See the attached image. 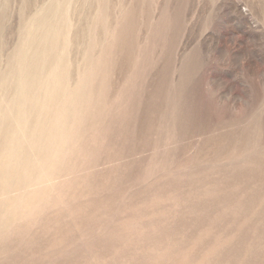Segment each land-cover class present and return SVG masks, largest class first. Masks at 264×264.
<instances>
[{
    "label": "rangeland",
    "instance_id": "obj_1",
    "mask_svg": "<svg viewBox=\"0 0 264 264\" xmlns=\"http://www.w3.org/2000/svg\"><path fill=\"white\" fill-rule=\"evenodd\" d=\"M53 1L0 0V72ZM84 1L67 0L72 86L86 54L95 71L82 130L0 264H78L153 211L164 264H264V0Z\"/></svg>",
    "mask_w": 264,
    "mask_h": 264
},
{
    "label": "bare ground",
    "instance_id": "obj_2",
    "mask_svg": "<svg viewBox=\"0 0 264 264\" xmlns=\"http://www.w3.org/2000/svg\"><path fill=\"white\" fill-rule=\"evenodd\" d=\"M69 5L67 0H54L35 14L22 31L21 42L7 70L0 72V234L39 209L50 184L65 177L61 157H67L65 153L73 149V142L82 130L95 71L90 55L86 54L84 74L72 86L68 63ZM238 6L234 3L236 10ZM153 214L154 211L152 219L125 216L107 225L91 249L80 247L85 250L78 257L85 259L86 264H164L165 252L152 226L163 225L167 218L155 219ZM84 261L79 260L78 264H85Z\"/></svg>",
    "mask_w": 264,
    "mask_h": 264
}]
</instances>
